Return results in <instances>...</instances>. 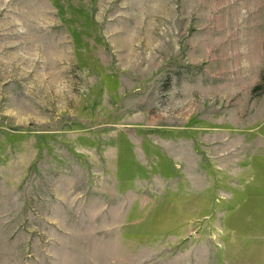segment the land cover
I'll return each instance as SVG.
<instances>
[{"label": "rangeland", "instance_id": "rangeland-1", "mask_svg": "<svg viewBox=\"0 0 264 264\" xmlns=\"http://www.w3.org/2000/svg\"><path fill=\"white\" fill-rule=\"evenodd\" d=\"M0 264H264V0H0Z\"/></svg>", "mask_w": 264, "mask_h": 264}]
</instances>
